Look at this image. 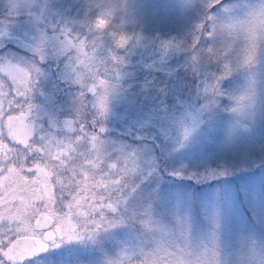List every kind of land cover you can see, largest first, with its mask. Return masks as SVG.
I'll return each instance as SVG.
<instances>
[{
  "label": "rangeland",
  "instance_id": "obj_1",
  "mask_svg": "<svg viewBox=\"0 0 264 264\" xmlns=\"http://www.w3.org/2000/svg\"><path fill=\"white\" fill-rule=\"evenodd\" d=\"M108 2L34 0L28 4L29 0H0V22L8 27L21 25L28 34L39 37L43 30L54 47L49 67L44 65L52 56L47 43L43 61H38L27 46L24 54L14 59L32 60L42 69L33 74L31 95L45 96L39 103L45 124L33 143L60 144L51 152L55 171L70 187L80 185L88 200L72 224L73 228L79 224L84 238L50 248L43 260L46 264H106L119 253L122 264H126L133 251L139 252L151 242L149 233L175 230L178 220L197 240L215 230L226 251L234 248L242 235H264V165L256 164L264 159V50L258 52L257 63L251 69L235 68L222 79L226 94L219 105L187 141L180 143L174 133L165 138L160 129L168 127L173 117L203 102L201 77L219 65L202 63L197 72L191 67L190 53L175 51L161 65L153 37L157 33L177 37L190 33L201 19V6L184 8L179 0H128L126 14L139 22L126 27L141 29L144 45L125 49V59V53L117 47L124 43V37L116 41L113 35L120 31L123 21L117 22L113 31L86 32L84 51L93 53V71L85 85L78 84L70 56L59 45L64 38L57 40L56 34L61 26L87 29V18L96 12L94 7ZM118 2L123 6L125 0ZM244 4L245 0H240V6ZM22 7L20 12L15 11ZM253 74L258 88L255 123L251 130L237 127L229 134V125L237 117L227 111L232 104L228 94L242 91ZM93 85L96 92L91 95L88 88ZM101 96L107 107L103 115ZM96 113L101 117L93 124ZM49 117L53 118L52 124H48ZM62 117L75 120L70 130L62 127ZM100 124L105 131L99 133V142L76 139L82 126L86 125L85 131L91 133ZM122 152L136 153L138 169L125 188L130 193L127 200L120 202L125 215H117L109 207L113 201L108 197L119 191L122 177L113 175L109 165ZM45 172L52 175L47 168ZM52 192L53 186L48 184L49 196ZM93 201L98 203L89 210ZM135 214L151 221L147 231L133 219ZM97 221L100 227L92 233L90 229L97 227Z\"/></svg>",
  "mask_w": 264,
  "mask_h": 264
},
{
  "label": "clouds",
  "instance_id": "obj_2",
  "mask_svg": "<svg viewBox=\"0 0 264 264\" xmlns=\"http://www.w3.org/2000/svg\"><path fill=\"white\" fill-rule=\"evenodd\" d=\"M32 2L34 0H29L28 4ZM179 3L184 8L199 4L202 8L201 19L190 33L183 36H163L157 33L153 37L159 54L156 59L162 65L169 58L170 53L188 52L191 67L197 72L202 63L219 65L216 70L209 69L201 77L199 92L203 102L197 108L173 117L168 127L160 129L165 138L174 133V138L183 143L199 128L207 118V114L219 105L220 98L226 94L221 86L223 78H220V73L229 67L231 71L235 68L251 69L257 63L258 52L264 50V0H253V2L245 0L244 6H240V0H179ZM127 4L128 0H125L123 6L118 0H109L108 3L95 6V15L87 18V29L60 27L56 39L61 36L64 38L59 45L70 56L76 83L85 85L93 71V53L84 51V45L87 43L86 32L113 31L117 22L123 21L120 31L113 32V35L116 41L120 36L124 37V43H118L117 47L125 53V59H127L125 49L131 51L134 45H144V32L139 28L128 30L126 27L128 24L139 22L130 19L126 14ZM23 9L24 7L15 11L18 13ZM42 33L43 30L40 32V38ZM41 56L44 60L46 44L35 55L38 61ZM122 73L124 75V69ZM218 78L219 84H217ZM228 95L232 104L227 111L237 117L229 125V134L237 127L251 130L258 107L255 75L250 76L248 84L242 91ZM104 99L105 97L101 96L99 102L104 103ZM100 117L101 115L96 113L93 117L94 121ZM59 147V143L44 144V150L48 153ZM115 163L117 166L113 168L111 163L109 170L122 179L119 191L109 197L116 205L115 213L125 215L120 202L127 200L130 194L125 188L131 183L132 176L138 169V158L135 152H122ZM256 164L264 165V159L256 161ZM121 192L123 195H120ZM133 219L144 231H147L151 221L140 214H135ZM149 234H151V242L145 243L139 252L133 251L126 264H264V235L255 233L242 235L235 247L226 251L215 230L197 240L190 235L186 224L179 220L175 230L166 228L164 232L153 231ZM34 264H46L42 254L35 258ZM106 264H122L120 254L107 260Z\"/></svg>",
  "mask_w": 264,
  "mask_h": 264
},
{
  "label": "snow or ice",
  "instance_id": "obj_3",
  "mask_svg": "<svg viewBox=\"0 0 264 264\" xmlns=\"http://www.w3.org/2000/svg\"><path fill=\"white\" fill-rule=\"evenodd\" d=\"M47 40L48 36L42 33L40 41L32 48L34 55L42 50ZM41 71L38 63L26 58L15 61L0 58V264H34L35 258L46 254L50 248L84 238L78 223L72 227L78 210L88 203L87 197L83 196L84 189L80 185L73 188L63 183L55 171L57 166L52 163L51 153L44 150L43 144L33 143V105L29 98L33 74ZM230 72L229 67L220 73V78ZM219 82L218 78L217 84ZM82 107L86 105L82 104ZM100 108L103 115L107 107L101 102ZM72 124V121H66L65 127L71 128ZM86 128V125L81 127L77 140L91 138L98 141L99 133L105 131L103 124L91 133L86 132ZM41 152L45 154H38ZM116 166L115 162L111 164L113 168ZM46 168L52 175L45 172ZM97 183L107 185L108 182ZM48 184L53 186L51 196ZM97 203L93 201L89 210ZM99 227L97 221V227L90 231L95 233ZM36 234L44 238V244L29 238Z\"/></svg>",
  "mask_w": 264,
  "mask_h": 264
},
{
  "label": "flooded vegetation",
  "instance_id": "obj_4",
  "mask_svg": "<svg viewBox=\"0 0 264 264\" xmlns=\"http://www.w3.org/2000/svg\"><path fill=\"white\" fill-rule=\"evenodd\" d=\"M5 25L6 24L4 22H0V58L7 57L8 59L14 61L15 60L14 57L20 56L25 46H27V48L31 50L34 46L32 42L40 38L38 35L35 36L34 34H28L27 31L23 30V27L21 25L10 26V27L5 26ZM26 38H29L31 41L30 42L27 41ZM46 43L48 45V50L51 52L52 56H49L47 58L46 62L48 63L44 65L49 67L51 59L54 60L55 50H54L53 45L49 43V38L46 41ZM55 67H56L55 65L52 67L53 74L55 72L54 71ZM44 98H45L44 95H39V97L36 95H31L29 98L32 105L36 106L35 109L31 110V121L35 128V135L37 134L38 136L42 134L44 130V124H45V122H43L44 116L42 115L41 112H39L40 100L44 101ZM47 98H48V101H50V98L49 97ZM52 121H53V118L49 117L48 124H52L53 123Z\"/></svg>",
  "mask_w": 264,
  "mask_h": 264
},
{
  "label": "water",
  "instance_id": "obj_5",
  "mask_svg": "<svg viewBox=\"0 0 264 264\" xmlns=\"http://www.w3.org/2000/svg\"><path fill=\"white\" fill-rule=\"evenodd\" d=\"M95 92H96V88L95 87H93V86H90L89 88H88V93L89 94H91V95H93V94H95ZM36 108V106H33V108H32V110L33 109H35ZM66 121H72L73 122V124H72V127H73V125H74V119L73 118H70V117H63L62 119H61V125H62V127L65 129V130H70L71 128H69V127H65V123H66ZM30 239H35V240H37L40 244H44V238L43 237H41V236H31V237H29ZM49 251V250H48ZM43 255H45V254H42V256Z\"/></svg>",
  "mask_w": 264,
  "mask_h": 264
}]
</instances>
